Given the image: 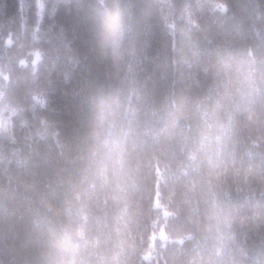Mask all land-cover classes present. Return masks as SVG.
Instances as JSON below:
<instances>
[{
  "label": "trees",
  "instance_id": "16d2710c",
  "mask_svg": "<svg viewBox=\"0 0 264 264\" xmlns=\"http://www.w3.org/2000/svg\"><path fill=\"white\" fill-rule=\"evenodd\" d=\"M170 2L0 0V114L13 124L11 136L0 135V264H102L111 249L112 207L99 179L107 127L101 117L118 120L134 86L110 74L114 50L135 40L126 60H139V79L156 91L154 104L139 105L146 127L174 128L177 148L187 137L206 150L208 137L218 134L223 114L215 101L225 80L236 83L247 74L246 51L183 23L166 29L162 15ZM240 21L251 23L239 11L208 18L212 32H227ZM256 26L264 29V20ZM258 55L256 71L264 72V50ZM193 76L205 81L202 90L187 89ZM38 92L50 96L49 110L33 107ZM42 117L57 137L37 134L44 131ZM242 201L235 192L216 197L221 205ZM171 225L177 236L184 231L180 220ZM240 239L245 264H264V245ZM143 240L147 248L146 235ZM211 246L199 234L163 248L157 241V254L144 252L142 264H179Z\"/></svg>",
  "mask_w": 264,
  "mask_h": 264
},
{
  "label": "clouds",
  "instance_id": "9594fccd",
  "mask_svg": "<svg viewBox=\"0 0 264 264\" xmlns=\"http://www.w3.org/2000/svg\"><path fill=\"white\" fill-rule=\"evenodd\" d=\"M168 9L162 15L166 29L183 23L202 30L210 40L244 48L248 71L236 83L225 80L223 95L214 105L222 111L223 123L218 134L208 137V148L191 145L187 137L177 148L174 128L146 127L141 120L139 105L154 104L156 91L139 79V60L135 64L126 60L135 40L128 49L113 51L110 74L122 86H134L118 120L101 117L107 127L101 141L99 179L112 207V247L102 264H142V259L147 260L144 252L157 254V241L163 248L177 239L189 243L198 234L212 240L207 254L194 252L179 264H245L247 248L240 237L264 245V72L256 71L261 60L258 52L264 50V29L256 26L264 20V0L243 4L239 0H172ZM236 11L251 23L240 21L227 32L210 31L208 18ZM186 87L202 90L205 81L193 76ZM34 100L33 107L42 111L52 103L45 92H38ZM40 124L41 138L59 135L47 117ZM12 130L10 116L0 114V135L11 136ZM221 192H235L243 201L221 205L216 202ZM176 220L184 223L179 236L170 230Z\"/></svg>",
  "mask_w": 264,
  "mask_h": 264
}]
</instances>
